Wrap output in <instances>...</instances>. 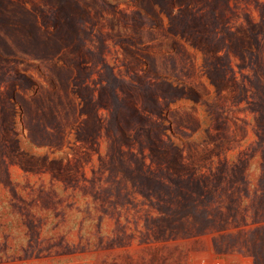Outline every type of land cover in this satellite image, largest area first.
<instances>
[{"label":"rangeland","instance_id":"obj_1","mask_svg":"<svg viewBox=\"0 0 264 264\" xmlns=\"http://www.w3.org/2000/svg\"><path fill=\"white\" fill-rule=\"evenodd\" d=\"M264 264V0H0V264Z\"/></svg>","mask_w":264,"mask_h":264},{"label":"built area","instance_id":"obj_2","mask_svg":"<svg viewBox=\"0 0 264 264\" xmlns=\"http://www.w3.org/2000/svg\"><path fill=\"white\" fill-rule=\"evenodd\" d=\"M195 264H223V263L218 258L206 254H201V256L198 257Z\"/></svg>","mask_w":264,"mask_h":264}]
</instances>
